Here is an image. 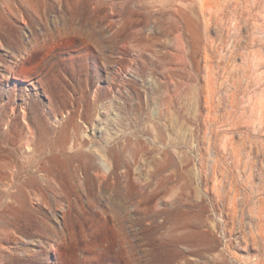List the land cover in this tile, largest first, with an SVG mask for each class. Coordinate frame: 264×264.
I'll return each instance as SVG.
<instances>
[{"label": "rangeland", "instance_id": "obj_1", "mask_svg": "<svg viewBox=\"0 0 264 264\" xmlns=\"http://www.w3.org/2000/svg\"><path fill=\"white\" fill-rule=\"evenodd\" d=\"M56 263L264 264V0H0V264Z\"/></svg>", "mask_w": 264, "mask_h": 264}, {"label": "bare ground", "instance_id": "obj_2", "mask_svg": "<svg viewBox=\"0 0 264 264\" xmlns=\"http://www.w3.org/2000/svg\"><path fill=\"white\" fill-rule=\"evenodd\" d=\"M25 1H27V2L30 3L31 0H25ZM18 3H19V2H18ZM36 4H37V3H36ZM37 5H38V4H37ZM6 6H7V5H6ZM24 6H25V5H24ZM30 6H31V5H30ZM30 6H29V7H30ZM21 8H22V5H21ZM30 8H31V7H30ZM38 8H39V7H38ZM31 9H32V8H31ZM25 10H26V9H25ZM33 10H34V9H33ZM17 11H18V10H17ZM17 11H16V12H17ZM24 12H25V11H24ZM30 12H31V10H30ZM32 12H33V11H32ZM41 12H42V11H41ZM18 13H19V12H18ZM18 13H17V14H18ZM32 16H33V15H32ZM37 16H38V13H37ZM17 17H18V16H17ZM33 17H34V16H33ZM85 38H86V37H85ZM117 218H118V217H117ZM60 224H61V223H60ZM62 226H63V225H62ZM60 228H61V227H60ZM60 231H62V229H61ZM60 235H62V234H60ZM62 236H63V235H62ZM63 240H64V239H63ZM56 242H57V241H56ZM60 242H61V241H60ZM68 244H69V243H68ZM67 246H68V245H66V247H67ZM69 246H70V245H69ZM52 248H53V247H52ZM59 249H60V248H59ZM56 250H57V248H56ZM71 250H72V249H71ZM74 250H75V249H74ZM50 251H51V250H50ZM53 252H54V251H53ZM55 255H56V254H55ZM58 260H59V259H58ZM59 263H60V262H59ZM56 264H57V263H56Z\"/></svg>", "mask_w": 264, "mask_h": 264}]
</instances>
